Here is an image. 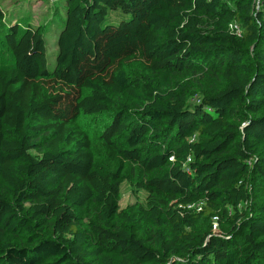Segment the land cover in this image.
Masks as SVG:
<instances>
[{
    "label": "trees",
    "instance_id": "trees-1",
    "mask_svg": "<svg viewBox=\"0 0 264 264\" xmlns=\"http://www.w3.org/2000/svg\"><path fill=\"white\" fill-rule=\"evenodd\" d=\"M60 1L52 63L0 30V264H264V0Z\"/></svg>",
    "mask_w": 264,
    "mask_h": 264
},
{
    "label": "rangeland",
    "instance_id": "rangeland-1",
    "mask_svg": "<svg viewBox=\"0 0 264 264\" xmlns=\"http://www.w3.org/2000/svg\"><path fill=\"white\" fill-rule=\"evenodd\" d=\"M1 6L5 11V24L0 26L5 29L13 22L32 24L41 28L46 37L49 50V62L54 61L52 52L56 49L55 33L61 30L62 16L57 17L64 7L60 0H1ZM13 64L12 55L6 46L4 35L0 33V67L11 66ZM138 65H131L128 70L135 72ZM110 120L109 115L98 117H86L80 120L83 128L93 140L94 151L98 158L103 159V150L100 147L99 136ZM144 192L137 191L132 185L125 183L121 188V209L136 203H143Z\"/></svg>",
    "mask_w": 264,
    "mask_h": 264
}]
</instances>
